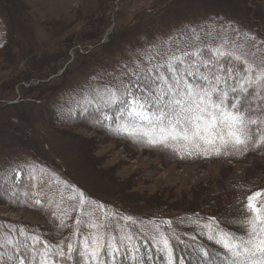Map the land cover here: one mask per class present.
I'll use <instances>...</instances> for the list:
<instances>
[{
  "label": "rangeland",
  "instance_id": "374dc122",
  "mask_svg": "<svg viewBox=\"0 0 264 264\" xmlns=\"http://www.w3.org/2000/svg\"><path fill=\"white\" fill-rule=\"evenodd\" d=\"M208 45L264 69V0H0V172L24 163L33 178L46 171L52 194L73 197L85 209L116 212L142 228L165 232L160 225L167 224L183 242L211 231L214 223L206 218L223 212L225 202L199 208L195 194L206 187L218 193L236 173L246 181L234 180L233 189L260 185L264 155L246 168L242 160L223 164L172 156L164 163L148 150H127L103 130L63 120L65 111L107 97L80 107L79 91L93 79L114 83L157 57ZM250 171L255 177L249 179ZM20 174L15 168V178ZM28 196L25 191L23 200ZM232 199L234 205L239 201L234 195L227 203ZM160 212L163 217H151ZM236 215L232 210L225 224L236 225ZM0 219L30 228L47 224L42 212L1 197ZM81 235L102 239L103 232H80L67 245L82 246ZM6 236L0 225V251ZM161 236L154 234L156 240ZM6 264L14 262L7 256Z\"/></svg>",
  "mask_w": 264,
  "mask_h": 264
},
{
  "label": "snow or ice",
  "instance_id": "6c2138e0",
  "mask_svg": "<svg viewBox=\"0 0 264 264\" xmlns=\"http://www.w3.org/2000/svg\"><path fill=\"white\" fill-rule=\"evenodd\" d=\"M208 52L206 56L203 48L183 51L158 64L137 66L136 71L128 72L125 80L116 86V91L102 98L106 108H116L114 114L102 119H127L128 125L118 124L115 131L134 135L137 128L144 129V137L156 147H171L183 141L191 143L200 154L243 156L249 147L264 151V69L254 68L232 52L212 48ZM156 133L158 136L154 138ZM253 199V196L247 197L242 208L241 202H236L242 217L236 231H226L220 227L223 221L217 223L214 217L206 218L216 226L200 234L222 245L223 264H264V201L257 207ZM81 238L84 243L79 246V254L95 264H107L109 259L116 264L118 255L124 257L138 250L127 245L122 249L115 236L110 237L111 242L83 235ZM176 240L181 243L178 237ZM157 243L163 245L169 264H177L169 239L161 236ZM38 245H43V253ZM47 248L46 241L34 240L31 244L18 241L13 248L16 255L8 256V260L14 264H25V261L50 264L49 256H56L71 264L72 243L67 245V255L62 246L50 254ZM208 256L204 251L203 257ZM179 259L184 264L186 258Z\"/></svg>",
  "mask_w": 264,
  "mask_h": 264
},
{
  "label": "trees",
  "instance_id": "16d2710c",
  "mask_svg": "<svg viewBox=\"0 0 264 264\" xmlns=\"http://www.w3.org/2000/svg\"><path fill=\"white\" fill-rule=\"evenodd\" d=\"M199 48H203L205 50V55L207 56L209 54L208 49L212 47L209 45L206 47L198 46L193 50ZM227 51L237 55L234 51ZM157 58H159L158 61L152 64L161 63L167 57ZM233 62L237 65V67H241L239 61L234 60ZM127 75L128 74L117 78L114 83L93 79L91 83L84 86L79 91L82 94L81 100L78 101L80 107L82 105H86L88 102L96 99L97 97L107 96L109 92L116 91V86L125 80ZM101 100L102 98L94 100L88 105L81 107V110L78 108L77 110L65 111L66 114L63 120L68 124L77 127H85L95 129L97 131L103 130L109 137H111V139L115 140L119 145L125 147L127 150L134 152L138 150H148L152 154L159 155L161 159L167 160L164 163H170L168 159L172 156L181 161L197 162L208 159L218 160V162L223 164H229L236 160H242V162H245L246 168L248 165H251L253 161L256 163L259 155H264V151L260 148L253 149L251 147H249L248 151H246L243 156L239 155V153L235 156H220L212 155L210 153L200 154L199 150L191 143L183 141L176 142L171 147H156L149 143L148 139L144 137V129L137 128L136 134L134 135H129L122 131H115L118 124L128 125V121L127 119L103 120V116H107L110 113L114 114L116 112V108L114 106L106 108ZM155 136H158V133L154 134V138ZM39 165L40 164H38V166ZM15 168H17L18 171H21L18 178H15ZM15 168H5V170L0 172V197L2 198V201L5 200L7 203L15 207L29 208L42 212L47 218V224L42 225L41 228H30L28 226H23V224L16 221L0 219V225L4 226L7 231V242L0 251V255L3 256V258L0 259V264H6L7 256L15 254L13 252V248L17 246L18 241L29 244L33 243L34 240L46 241L48 244L47 252L49 254L57 246H62L65 254L67 255V242L74 243L75 240L78 239L80 232L88 230L103 232L102 240L109 242H111L110 236L115 235L117 240L120 241L119 247L122 249L125 245L138 249L134 252V254H130L128 256L121 257L118 255L116 264H169L168 254L166 251L162 250L163 245L157 243L160 240H156L154 238V234L157 233H165V238L169 239L174 248L177 264H180V257L186 258L184 264H204L199 262L202 259L206 260L207 264H213V262H215V264H223L221 260L224 256V249L222 248V245L216 244L214 240H208L207 235H199L198 238L195 239L188 238L186 242L180 240L181 243H177L176 238L178 236L173 235L172 232L168 231L167 224L160 225L165 229V232H163L157 228H152L153 226L151 227L149 224L148 227L142 228V226H139V222L125 220L116 212H101V210H97L95 208L93 210L85 209L83 204L73 197L65 194L59 196L54 191L52 194L49 189V182H47L49 178L46 171L45 173H43L42 170L38 171L37 176H34L33 178V175L30 174L29 167L26 166L25 163L24 166L18 164ZM251 172L252 171H250V174L248 175L249 179L255 177L251 176ZM253 172L257 175H261L257 170H253ZM236 174L238 175L237 177L233 178V175L231 176L232 182L227 186V188L220 190L218 193H214L211 187H209V189L206 187L200 190L202 192L204 191L202 194L204 196L195 194L194 197V200L199 208L207 205L215 206L221 202H225L223 203L225 210L221 213L214 212L213 215L217 223L223 221V223H220V227L224 228L226 231L238 230V221L242 218L237 211L236 205H234V200L232 199L227 203L230 196H236V198L241 202V208L243 204L247 202V197L249 196L254 197L253 203L256 204L257 207H260V202L264 201V180L261 181L263 183L260 185H250L246 183V185L240 184L239 189H233L232 183H234V180L236 181L237 179L238 181H246V178H241V174ZM29 179L33 181L30 182ZM227 180H229V178ZM22 191L23 193H21ZM25 191H28L31 195L28 196L27 200H23V194ZM257 192H260L261 196L259 199L255 200V193ZM68 198L71 201L67 200ZM70 202H75V204ZM232 210L237 212L234 219L237 224L234 226L225 224V221L230 219L229 215ZM92 215L95 217V221L91 220ZM163 216L164 214L160 212L159 214L151 217L157 218ZM127 218L131 219L128 216ZM77 220L80 221L79 224H77ZM172 221H174V223L179 222L177 220ZM95 222H100V226L94 227ZM215 226L216 225L213 224L212 230ZM120 228L126 229V232H122ZM129 238L132 239L130 240ZM178 238L182 239L181 237ZM79 246L73 248L74 253L71 264H95V262L90 258L82 257L79 254ZM37 247L41 253L45 251L43 245H38ZM158 248L161 250L157 251ZM204 251L209 253V256L206 258L203 257ZM48 259L50 264H57V262L58 264H68V261L60 259L56 256H49ZM103 259L104 257L102 256L101 260ZM25 264H28V261H25ZM107 264H113V261L109 259L107 260Z\"/></svg>",
  "mask_w": 264,
  "mask_h": 264
}]
</instances>
